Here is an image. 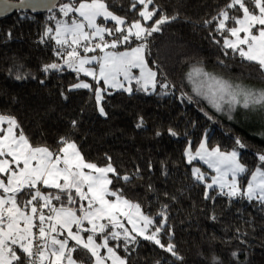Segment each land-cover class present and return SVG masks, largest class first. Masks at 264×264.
<instances>
[{"label": "trees", "instance_id": "1", "mask_svg": "<svg viewBox=\"0 0 264 264\" xmlns=\"http://www.w3.org/2000/svg\"><path fill=\"white\" fill-rule=\"evenodd\" d=\"M103 2L126 22L139 19V9H132V0ZM153 2L156 9L163 10L157 11L153 19L167 15L170 22L149 38L147 59L153 70L159 69L158 83L164 79L172 85L165 90L167 95L115 94L105 98L107 116H100L91 92L72 91L73 85L83 79L81 74L43 71L56 60L51 42L41 43L40 36L45 26L54 25L49 16L63 19L59 7L44 15L27 13V18L16 12L0 21V115L16 119L34 146L56 151L60 141L70 136L87 162L98 166L111 163L121 175L139 173L131 184L114 179L110 187H119L125 198L140 203L142 211L153 217L168 205L165 214L171 235L162 242L173 243L176 255L142 242L128 253H118L126 264H264V212L259 204L250 206L226 198L206 200V188L195 182L192 166L187 164L184 154L189 146L197 150L206 135L209 148L238 150L246 168L253 172L259 168L264 134L246 126L249 122L245 120L235 123L222 115L214 119L217 112L197 94L190 69L200 65L244 90L262 86L264 89V74L255 62L236 54L223 55V48L217 44H222L221 34L215 31L218 18L228 10L231 0ZM231 15L241 18L235 9ZM173 16L176 20L171 19ZM151 23L143 22L145 26ZM136 45L133 41L119 50ZM15 72L21 79L16 78ZM41 80L46 83H40ZM62 93L68 96L66 101ZM190 95L199 98L187 103ZM242 110L240 107L239 111ZM141 119L144 127L137 129L135 124ZM72 120L78 121L77 129H70ZM169 130L176 132V137ZM240 144L244 145L242 149ZM248 179L242 180L243 186ZM213 216L215 220L211 219ZM73 257L79 263L89 264L82 252L73 253Z\"/></svg>", "mask_w": 264, "mask_h": 264}, {"label": "snow or ice", "instance_id": "2", "mask_svg": "<svg viewBox=\"0 0 264 264\" xmlns=\"http://www.w3.org/2000/svg\"><path fill=\"white\" fill-rule=\"evenodd\" d=\"M47 6V0H19L18 5L0 0V17L13 9L26 17L29 10L35 12ZM132 9H139V19L134 23L109 10L103 0H68L59 7L63 19L49 16L54 25L45 26L40 36L41 43L51 42L56 60L44 67V73L82 74L83 79L73 85L72 91L91 92L100 116H107L103 106L106 97L157 92L167 95L165 90L172 87L164 79L158 83L159 69L153 71L147 59L149 38L161 32L162 26L170 22L169 17L153 19L157 11H163L156 9L153 0H132ZM233 9L240 12L241 18L231 15ZM73 12L80 19L70 16ZM141 20L152 23L145 26ZM215 31L221 34L222 44H217L223 48V55L236 54L255 62L264 74V0H231L228 10L220 13ZM133 41L137 45L130 50H119ZM205 75L208 74L202 71L195 74L197 94L206 96L219 112L223 111L225 95H231L233 104L238 103L241 93L253 103L264 101V93L256 97L251 91L222 80H213L204 92L206 82L199 77ZM16 78L21 79L19 75ZM86 78H91V82ZM62 98L66 101L68 96L62 93ZM186 102L191 103L192 99L189 97ZM248 106L246 100L244 107ZM206 118L211 120L207 115ZM69 127L77 129L78 121H70ZM135 127L143 128V119ZM169 131L176 137V132ZM60 145L56 151L34 146L16 119L0 115V264H77L73 257L76 252L86 254L89 264H126L118 253H128L142 242L176 255L173 243L162 242L171 235L165 214L168 205L153 217L142 211L140 203L125 198L119 187H110L114 179L131 184L139 173L121 175L111 163L98 166L86 162L70 136L62 139ZM184 154L188 165L202 161L214 172L211 182L206 183L209 177L201 167L191 168L195 182L206 188V200L226 198L250 206L258 203L264 212V154L258 156L261 164L253 172L239 162L238 150L223 152L215 147L210 151L206 135L198 150L189 146ZM246 177L250 179L242 186L241 180Z\"/></svg>", "mask_w": 264, "mask_h": 264}, {"label": "rangeland", "instance_id": "3", "mask_svg": "<svg viewBox=\"0 0 264 264\" xmlns=\"http://www.w3.org/2000/svg\"><path fill=\"white\" fill-rule=\"evenodd\" d=\"M65 3H67V2L60 3L58 7H61ZM70 16H77V18L80 19V17L78 16V14L76 12L71 13ZM69 22L71 23V20H69ZM140 22L143 24V22H148V21H142L141 20ZM254 34H256L255 33V29H254ZM126 50H130V49H126ZM84 55H89V54H86L85 53ZM133 71L136 72V73H138L139 70L138 69H134ZM153 71H155V70H153ZM197 71H202L203 73L208 74V75L199 77V79H201V80H203V81L206 82L205 88L203 89L204 92H207L208 87H211L212 86V81L213 80H222V81L227 82L230 85L238 86V85L231 84L230 82L224 80L225 79L224 77H219L220 76L219 73L209 72L208 69L206 70L204 67H202L200 65L193 66L190 69V72L193 73L192 75H194V80L196 79L195 74L197 73ZM14 74L16 75V77H17V75L20 76V74L17 73V72H15ZM209 77H211L212 79H209ZM86 79H87L88 82H91V78H86ZM252 81H253L252 79H249V84L250 85H253L252 84ZM194 85H195V88H197V84L195 82H194ZM263 90H264L263 89V86L260 87V88H258V89H254V88H248V89H246V91H251L252 93H254L256 97H258L260 95V93H263ZM201 96H202V98L206 101V103L209 106H211L213 109H215L213 107L212 103L210 102V100H208L206 98V96H204V95H201ZM246 100H247L248 105H249L247 108L244 107V104H245ZM237 101H238V103L233 104L231 95H225L224 96V99L222 101L223 111L222 112H219V111H217L215 109L217 113L214 114V117H215L214 119H216V120L217 119H220V116L219 115H222L223 117H225V118H227L229 120H232L235 123H237L239 121L241 122V120H243V121L245 120V123H246V121L249 122L248 124H246V126H252V128L254 130L259 131V132H262L264 134V101H261V102H258V103H253L251 99L247 98L242 93L237 96ZM240 107L243 108L242 112L239 111V108ZM238 118H240V120H238ZM207 147H208V145H207ZM208 149L211 151L213 148H209L208 147ZM239 162L242 163L241 160H240V156H239ZM191 166L192 167L193 166L201 167V171L202 172H205L206 175L209 177V179L206 181V183L211 182L210 181V177L212 175H214V172H213V170L208 169L207 166L204 165L202 161H194L193 162V165H191ZM241 185H242V180H241ZM77 264H82V263L77 262Z\"/></svg>", "mask_w": 264, "mask_h": 264}, {"label": "water", "instance_id": "4", "mask_svg": "<svg viewBox=\"0 0 264 264\" xmlns=\"http://www.w3.org/2000/svg\"><path fill=\"white\" fill-rule=\"evenodd\" d=\"M68 0H47V7H39L37 9V11L33 12L31 10H29L27 13L28 14H32V15H44L48 12H53L58 8V5L61 2H66ZM8 3L13 4V5H18L19 4V0H8ZM49 8H51V11H49ZM16 12H18V10L13 9L10 13H8L6 16L4 17H0V21L10 18L12 17Z\"/></svg>", "mask_w": 264, "mask_h": 264}, {"label": "clouds", "instance_id": "5", "mask_svg": "<svg viewBox=\"0 0 264 264\" xmlns=\"http://www.w3.org/2000/svg\"><path fill=\"white\" fill-rule=\"evenodd\" d=\"M189 97H190L191 99H193V98H199V97H193V96H191V95H190Z\"/></svg>", "mask_w": 264, "mask_h": 264}, {"label": "built area", "instance_id": "6", "mask_svg": "<svg viewBox=\"0 0 264 264\" xmlns=\"http://www.w3.org/2000/svg\"><path fill=\"white\" fill-rule=\"evenodd\" d=\"M110 39V38H109Z\"/></svg>", "mask_w": 264, "mask_h": 264}]
</instances>
